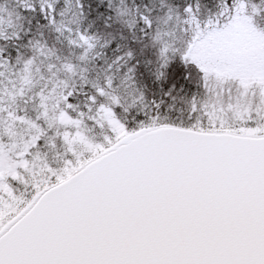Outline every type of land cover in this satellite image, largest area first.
Here are the masks:
<instances>
[{
  "label": "snow or ice",
  "instance_id": "snow-or-ice-1",
  "mask_svg": "<svg viewBox=\"0 0 264 264\" xmlns=\"http://www.w3.org/2000/svg\"><path fill=\"white\" fill-rule=\"evenodd\" d=\"M0 264H264V0H0Z\"/></svg>",
  "mask_w": 264,
  "mask_h": 264
}]
</instances>
